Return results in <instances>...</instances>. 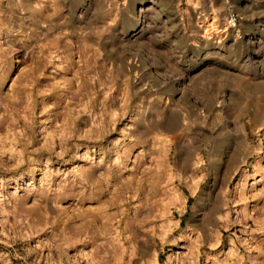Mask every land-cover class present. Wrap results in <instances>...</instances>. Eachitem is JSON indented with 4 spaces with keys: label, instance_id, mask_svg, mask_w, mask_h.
Listing matches in <instances>:
<instances>
[{
    "label": "rangeland",
    "instance_id": "1",
    "mask_svg": "<svg viewBox=\"0 0 264 264\" xmlns=\"http://www.w3.org/2000/svg\"><path fill=\"white\" fill-rule=\"evenodd\" d=\"M0 264H264V0H0Z\"/></svg>",
    "mask_w": 264,
    "mask_h": 264
},
{
    "label": "bare ground",
    "instance_id": "2",
    "mask_svg": "<svg viewBox=\"0 0 264 264\" xmlns=\"http://www.w3.org/2000/svg\"><path fill=\"white\" fill-rule=\"evenodd\" d=\"M81 237H82V234H81ZM81 237H79L75 242H73V244L70 246V247H73L75 245V249H77L76 247H79L80 244L82 245H85L87 244L88 242L86 240H83ZM91 238V237H90ZM90 238L88 241H90ZM68 244V243H67Z\"/></svg>",
    "mask_w": 264,
    "mask_h": 264
}]
</instances>
